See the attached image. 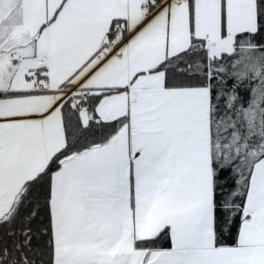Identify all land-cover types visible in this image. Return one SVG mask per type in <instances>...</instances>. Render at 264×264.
<instances>
[{
  "label": "crops",
  "instance_id": "0c3cea01",
  "mask_svg": "<svg viewBox=\"0 0 264 264\" xmlns=\"http://www.w3.org/2000/svg\"><path fill=\"white\" fill-rule=\"evenodd\" d=\"M147 1L0 0V91L23 92L0 98V218L65 144L63 84L83 93L123 87L95 107V118L117 122L118 131L65 156L50 178L55 263L57 254L77 252L82 238L112 235L117 264H232L233 248L239 264H264V156L252 172L241 247L216 246L210 90L168 86L161 68L193 47L192 39L207 54L215 47L232 52L235 36L258 26L256 2L164 0L149 12ZM114 20L124 31L112 49L105 42ZM42 79L47 86L39 90ZM91 117L84 112L85 122ZM106 206L113 224L105 234ZM189 221L187 231L182 223ZM165 227L170 248L135 247Z\"/></svg>",
  "mask_w": 264,
  "mask_h": 264
},
{
  "label": "trees",
  "instance_id": "16d2710c",
  "mask_svg": "<svg viewBox=\"0 0 264 264\" xmlns=\"http://www.w3.org/2000/svg\"><path fill=\"white\" fill-rule=\"evenodd\" d=\"M163 1L151 0L150 10ZM255 2L258 26L254 32L237 34L232 52L210 59L206 48L195 47L197 40L192 39L193 47L180 52L176 62L161 66L168 86L207 85L210 90V196L216 246L236 244L252 172L264 156V0ZM117 22L120 20L112 25ZM245 51L248 60L243 57ZM72 86L71 82L63 84ZM121 89L90 90L62 101L65 144L43 172L25 183L18 201L0 218V264H55L48 204L50 178L65 156L103 144L118 131L117 122L95 118V107L104 95ZM13 93L23 92L0 91V98ZM84 112L92 116L86 122ZM135 245L143 249L170 248L169 228L138 239Z\"/></svg>",
  "mask_w": 264,
  "mask_h": 264
},
{
  "label": "rangeland",
  "instance_id": "374dc122",
  "mask_svg": "<svg viewBox=\"0 0 264 264\" xmlns=\"http://www.w3.org/2000/svg\"><path fill=\"white\" fill-rule=\"evenodd\" d=\"M247 1V0H245ZM183 3V2H182ZM185 4V3H184ZM219 49L217 47L211 48L208 51V57L210 59L216 58L219 55ZM243 57L245 60L249 59V53L246 51L243 53ZM28 73V71H26ZM71 87H64V89L61 92V99H66L67 96L70 94H80L76 89L70 90ZM72 92V93H71ZM82 93V92H81ZM84 116V114H83ZM209 134V133H208ZM211 175V174H210ZM256 178V177H255ZM252 182V180H251ZM256 197V196H254ZM211 199V196H210ZM108 202H105L104 205H108ZM106 211V215L104 217L105 224H104V229L103 232L105 234L112 229V222L110 216H108L107 212L109 211V207H104ZM250 209V207L248 208ZM250 212L252 211V208L249 210ZM114 216V215H113ZM115 224L118 222L117 219L118 216L113 217ZM191 221L189 222H184L182 225L185 227V230L188 231ZM170 231V229H169ZM171 236V234H170ZM237 241H238V236H237ZM237 243V242H236ZM114 245L116 248H113V236L109 235L108 238L103 235H99L98 239H93V237H85L79 240V243L75 245V249L77 252L70 256H66L62 253H59L56 255V262L55 264H117L118 260L117 256L115 255L117 252V247L118 244L115 241ZM236 245V244H235ZM136 247V245H135ZM235 248L241 247V244L238 243ZM137 248V247H136ZM138 250H150V249H143V248H137ZM229 257L233 260L232 264H239V256L235 254V249L233 248L232 251H229Z\"/></svg>",
  "mask_w": 264,
  "mask_h": 264
},
{
  "label": "built area",
  "instance_id": "2783aa9c",
  "mask_svg": "<svg viewBox=\"0 0 264 264\" xmlns=\"http://www.w3.org/2000/svg\"><path fill=\"white\" fill-rule=\"evenodd\" d=\"M174 4H178V1H175ZM144 8L146 9V11H148L149 9L148 3L144 5ZM123 30H124V26L122 23H116L110 28L108 32L109 38L107 42L110 48L112 49L116 48L119 45V43L122 41ZM46 85L47 83L46 81H44L42 85L38 86V89H42L43 86H46Z\"/></svg>",
  "mask_w": 264,
  "mask_h": 264
}]
</instances>
